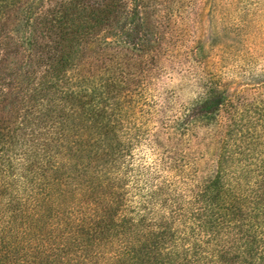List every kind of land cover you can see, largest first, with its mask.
Listing matches in <instances>:
<instances>
[{"label":"trees","instance_id":"16d2710c","mask_svg":"<svg viewBox=\"0 0 264 264\" xmlns=\"http://www.w3.org/2000/svg\"><path fill=\"white\" fill-rule=\"evenodd\" d=\"M37 10L36 3L0 0V153L8 146L17 155L24 131L46 121L61 134L50 155L40 156L45 193L6 206L0 264H78L94 251L98 258L88 264H264V101L239 110L240 99H229L212 80L201 88L174 121L179 137L199 125L221 129L213 170L199 175L188 160L163 152L156 133L120 118L105 131L103 115L62 91L84 40L111 30L133 46L147 40L137 1L66 7L51 19ZM40 68L45 73L31 88ZM108 92L101 104L114 108L121 89ZM22 102L28 108L12 125ZM146 140L157 157L136 164L134 151ZM57 157L60 164L50 167ZM2 159L0 200L13 171Z\"/></svg>","mask_w":264,"mask_h":264},{"label":"rangeland","instance_id":"374dc122","mask_svg":"<svg viewBox=\"0 0 264 264\" xmlns=\"http://www.w3.org/2000/svg\"><path fill=\"white\" fill-rule=\"evenodd\" d=\"M96 1L120 0H21L25 5L36 3L37 13L46 19L60 15L66 7L73 11L89 9ZM136 1L147 40L133 46L123 38H113L109 34L112 30L84 40L83 52L69 66L62 91L79 98L89 111L103 115V130L113 131L119 118L130 119L141 131L156 133L157 142L169 157L188 160L199 175L207 176L213 170L220 127L199 125L186 137H179L174 121L211 80L229 99H240L239 110H245L255 99L264 101V0ZM44 73V68L35 70L31 88ZM112 88H120L121 92L112 96L114 108H107L100 100ZM18 108L16 115L28 104L22 102ZM225 116L222 109L219 123ZM19 117L18 114L11 124L18 125ZM259 124L264 125V120ZM24 132L25 137L19 138L24 145L17 155H11L8 146V152L0 153L1 165L13 166L12 176L4 178L7 196L0 200V224L7 220L6 206L10 201L30 204V200L45 193L48 180L42 169L47 164L43 165L40 156L50 155L61 134L58 126L49 121L34 132ZM92 135L90 141L96 137ZM144 142L134 151L136 164L140 159L151 163L157 157L151 142ZM61 160L57 157L49 166L55 167ZM58 227L55 222L56 232ZM2 237L10 240L7 233ZM95 252L78 259V264H88L92 259L96 262Z\"/></svg>","mask_w":264,"mask_h":264}]
</instances>
